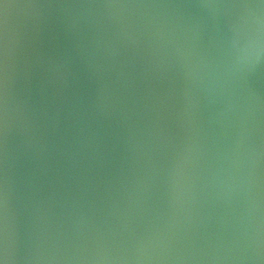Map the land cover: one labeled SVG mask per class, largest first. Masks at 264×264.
<instances>
[{
    "label": "water",
    "instance_id": "95a60500",
    "mask_svg": "<svg viewBox=\"0 0 264 264\" xmlns=\"http://www.w3.org/2000/svg\"><path fill=\"white\" fill-rule=\"evenodd\" d=\"M0 264H264V0H0Z\"/></svg>",
    "mask_w": 264,
    "mask_h": 264
}]
</instances>
